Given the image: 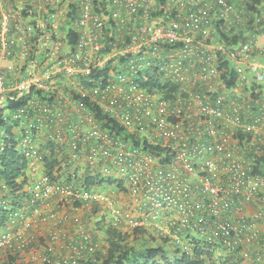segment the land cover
<instances>
[{
	"label": "built area",
	"instance_id": "built-area-1",
	"mask_svg": "<svg viewBox=\"0 0 264 264\" xmlns=\"http://www.w3.org/2000/svg\"><path fill=\"white\" fill-rule=\"evenodd\" d=\"M0 6V104L24 101L12 119L37 174L25 187L28 205L0 234V264L97 259L91 258L97 244L79 222L86 206L76 204L79 198L104 205L114 225H154L185 249L196 236L245 264H264V172L255 169L264 157L259 17L232 42L218 24L244 30L246 10L235 0H0ZM150 66L178 89L141 88L137 75ZM104 69L106 77L99 75ZM80 97L140 143L101 126ZM5 136L0 129V149ZM46 139L59 163L52 177L44 166L52 148L41 150ZM97 165L103 176L123 180L135 213L121 211L105 192L59 178ZM141 205L150 218L138 219ZM57 213L65 227H54Z\"/></svg>",
	"mask_w": 264,
	"mask_h": 264
},
{
	"label": "trees",
	"instance_id": "trees-1",
	"mask_svg": "<svg viewBox=\"0 0 264 264\" xmlns=\"http://www.w3.org/2000/svg\"><path fill=\"white\" fill-rule=\"evenodd\" d=\"M162 1L165 2V0ZM235 3L239 8H244L246 10L242 13L243 18L246 19L244 30L238 28L241 24H231L229 28H226L223 26V22L218 24V30L223 39L239 42L242 33H238L237 30L241 32L249 30L251 24L253 25V22L256 21L258 17L260 19V24H264V0H235ZM231 34L234 36L232 37ZM76 37L77 35L74 33L69 40L73 42ZM167 48H170V46L167 45ZM168 51L167 49L166 52ZM224 64L228 67L227 63ZM158 68L159 67L150 66L139 71L137 75V83L139 86L150 92L157 91L164 94L176 91L178 85L171 82L164 72L160 71ZM108 73L109 70L104 69L99 75L106 77ZM233 80L234 76L232 75L229 83L232 84ZM80 99L95 112L96 118L99 120L101 126L109 128L112 132H116L121 136H126L127 138L132 137L136 143H140L141 140L137 134L127 133L119 122L112 119L108 114H105L94 101L83 97H80ZM24 105V101H15L11 99H7L4 104H0V129H3L6 135L3 141L4 148L0 149V227L5 229L4 232L7 230L12 220L11 215L19 210L18 208L25 202L26 205H28L29 200L27 201L28 195L25 187L28 182L32 181L37 175L31 174L30 161L19 146V140L21 138L18 129L19 124L12 119L17 109L22 108ZM145 143L146 147L152 152L160 153L159 148L155 146L151 147L147 141H145ZM51 144L52 143L46 139L45 143L42 144L41 150L45 151L49 147L52 148ZM49 154V157H45L44 166L46 167L47 175L52 177L59 163L56 159L57 154L54 148L50 149ZM110 166L113 167V163H111ZM97 167L94 169L87 168L88 170L85 172H80V169H77L75 172L69 170L63 171V169H60L63 172L60 174L59 178L63 180L66 179L68 183H73L75 187L88 190H96L94 187L102 186L103 183L108 182L113 192H115V190H123L125 193H128L130 197L128 189L123 184V180L103 176L100 166L97 165ZM255 169L258 171L263 169L264 172V157L259 159ZM1 185L4 186V188H1ZM105 188L106 187H103L100 191L108 193L104 191ZM108 195L114 198L118 204L115 196L110 193H108ZM84 200L83 198H79L76 201L78 206L86 205L84 208L85 214L83 216L80 215L79 222L87 229L86 234H90L92 241L97 244V247H95V250L92 252L93 257H91L92 259H97L94 261L91 260L89 263L82 258V264H245L239 261V259H234L232 255L216 256L214 249L218 247V244L213 245L208 241L207 243L202 242L201 239H198L196 236L191 237L190 249H185V245L180 243V241L159 231L154 225L143 224L130 227L122 222L118 225H114L113 216L104 205L95 201L87 203ZM130 202L133 203L131 197ZM129 203L126 202L124 205H128ZM129 207L130 206L127 208ZM101 208L106 209L105 213L109 215L107 214L108 216H106ZM140 209L139 220L151 217L150 211L146 206L141 205ZM30 210L31 209L27 212H30ZM121 211L126 210L121 209ZM75 214L74 211L69 214L71 218L69 219L72 223H74L73 217ZM58 217L59 215L57 213V215L51 219L52 222L56 219L59 220L55 226L50 224L45 227L47 229L53 228V226L58 228L65 227V221H62V219ZM181 236H183L182 233ZM131 238H133L136 244L132 243ZM159 238L161 244H156ZM41 239L43 241V237ZM170 243L175 244V247H169L168 245ZM9 253V259L12 262L15 261V255L11 254L12 252L10 251ZM90 253L91 252H87L86 256L88 257Z\"/></svg>",
	"mask_w": 264,
	"mask_h": 264
},
{
	"label": "rangeland",
	"instance_id": "rangeland-1",
	"mask_svg": "<svg viewBox=\"0 0 264 264\" xmlns=\"http://www.w3.org/2000/svg\"><path fill=\"white\" fill-rule=\"evenodd\" d=\"M2 106H3V105H2ZM109 185H110V184H109L108 182H105V183L102 184V186H96V187H94V188L101 190L103 187H106L104 191H106V192L112 194L113 196H115V198H116L117 201H118V204H117V205L120 206V209H123V210H133L134 213H135V210L132 208V207H134V206H133V203L130 204V207H129V208H127L126 206H124V203H126V202L129 203V202H130V197H129L128 193H125L123 190H115V192H113V189H112ZM108 193H107V194H108ZM101 209H103V208H101ZM102 212L105 213V212H106V209H103ZM78 214H80L81 216H83V215L85 214V209L82 210V211H80ZM105 214H106V216L109 215L108 213H105ZM107 214H108V215H107ZM80 215H79V217H80ZM136 215H137V217H138V216H139V213H137ZM4 230H5L4 228H1V227H0V233H3ZM131 241H132L133 244H136V243L134 242L133 238H131ZM156 244H161V240H160V238L157 239ZM168 246H169V247L172 246V247L174 248V247H175V244L170 243ZM221 252H222V253H225V252H223V251H221Z\"/></svg>",
	"mask_w": 264,
	"mask_h": 264
},
{
	"label": "clouds",
	"instance_id": "clouds-1",
	"mask_svg": "<svg viewBox=\"0 0 264 264\" xmlns=\"http://www.w3.org/2000/svg\"><path fill=\"white\" fill-rule=\"evenodd\" d=\"M207 243V242H206ZM213 245H216V244H213ZM214 253L216 256H227V255H232L234 257V259L238 260L237 256L234 255L233 253H230L223 245L221 244H218V247L214 249ZM221 251L225 252V253H222ZM240 261V260H239Z\"/></svg>",
	"mask_w": 264,
	"mask_h": 264
},
{
	"label": "crops",
	"instance_id": "crops-1",
	"mask_svg": "<svg viewBox=\"0 0 264 264\" xmlns=\"http://www.w3.org/2000/svg\"><path fill=\"white\" fill-rule=\"evenodd\" d=\"M0 8H1V6H0ZM130 204H131V202L128 205H124V206L128 207V206H130ZM73 219L75 220V218H73Z\"/></svg>",
	"mask_w": 264,
	"mask_h": 264
}]
</instances>
